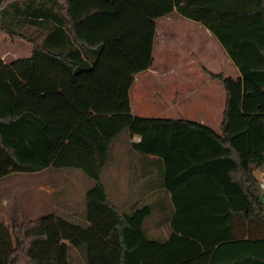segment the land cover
<instances>
[{"label": "trees", "instance_id": "trees-1", "mask_svg": "<svg viewBox=\"0 0 264 264\" xmlns=\"http://www.w3.org/2000/svg\"><path fill=\"white\" fill-rule=\"evenodd\" d=\"M174 11L239 72L208 74L225 92L219 133L131 114L156 20ZM0 33L32 46L0 59V177L77 169L95 182L85 227L54 214L24 222L16 207L13 231L0 222V264H71V250L76 264H264V0H0ZM124 132L140 138L124 154L143 181L116 206L100 180Z\"/></svg>", "mask_w": 264, "mask_h": 264}, {"label": "rangeland", "instance_id": "rangeland-1", "mask_svg": "<svg viewBox=\"0 0 264 264\" xmlns=\"http://www.w3.org/2000/svg\"><path fill=\"white\" fill-rule=\"evenodd\" d=\"M162 23H166L165 20H160L157 25L161 26ZM175 25L182 31L176 30L173 27ZM166 26L174 32L173 37L165 34L162 41L158 37L152 52V73L143 75L142 87L134 86L131 91L130 101L135 114L161 118L158 116H162V111L169 108L170 101L166 93L169 89L173 90L172 98L176 100L174 104L178 110L179 115H176L178 118L185 117L181 115L183 113L181 106L184 102L187 103L189 95L192 93L191 99L195 100L202 98L206 86H212L217 90L215 97L221 107L225 101V92L219 81H212L207 77L205 70L220 74L223 78H237L238 75L230 66L226 52H222L220 46H215L213 41H209L197 26L179 21L175 17L171 22L166 23ZM26 48H29L28 45L22 41L17 40L11 43L0 40V52L7 55V61L27 58ZM160 80L169 86H162L159 83ZM198 106V103L192 104L189 112L192 113ZM136 141L137 138L128 140L125 132L121 134L114 144L113 161L102 172L100 181L107 190L108 197L116 206L120 205V202L124 203L127 198L120 197V200L119 197H114L115 194L109 192L111 187L107 189L108 181L113 176L122 183L125 175L131 176L130 159H127L124 151H129L131 149L129 143ZM130 158L133 157L130 156ZM263 172L264 167L256 170V177L259 179ZM94 185L95 182L92 179L77 169H46L38 173L0 177V222L5 223L9 230L13 231L11 217L13 210L17 207L24 222L54 214L85 227V194ZM121 185L123 184H119L118 188L124 189L125 185ZM162 215L167 216V214ZM157 216L158 212H154L151 219ZM159 217L162 218L161 214ZM168 233L169 231H165V237ZM81 258L78 252L70 251L71 264L82 263Z\"/></svg>", "mask_w": 264, "mask_h": 264}, {"label": "crops", "instance_id": "crops-1", "mask_svg": "<svg viewBox=\"0 0 264 264\" xmlns=\"http://www.w3.org/2000/svg\"><path fill=\"white\" fill-rule=\"evenodd\" d=\"M173 17L179 19V21L187 22L188 24H192L194 26H197L198 28H200L202 30L203 35L209 41H213L214 44H215V46H220L222 48V46L217 41V39L207 29H205L201 24L183 18V17L179 16L175 11L172 12L171 14L165 16V17H162V18H159V19L156 20L155 35H154V38H153V47H154V44H156V41L158 40V37H159V39H161L160 41H162V39L164 38L165 34H168L170 37H173L174 32H172L171 30H169V27L166 26V23L171 22ZM160 20H165L166 23H162L161 26H158L157 24H158V22ZM173 27L176 30H178V31H182L181 28L178 27L177 25H175ZM213 37L215 39H211ZM0 40H1V42H11L10 40L5 39L1 33H0ZM15 42H11V43H15ZM26 45H28V47H29V48H26L27 53H28V57H29L30 54H31L32 46L29 45V44H26ZM153 47H152V52H153ZM222 52H225V50L223 48H222ZM6 57H7L6 54L0 52V59L4 63H9V62H11L13 60H16V59H13L11 61H7V58ZM228 59L230 60L229 57H228ZM228 62L230 64V66L233 68V70L235 71V73H237V75L239 77L240 76L239 75V72H238L237 68L235 67V65L233 64V62L231 60L228 61ZM151 68H152V66H151ZM151 68L148 69L147 71H144L142 73H139V74H137L135 76L134 82H133V84H132V86H131V88L129 90V100L131 99L130 95H131V91L133 90L134 86L142 87L141 77L143 75L147 74V73H152ZM170 72L172 73L173 70L170 71ZM205 73H206L207 77L210 78V80L217 81L218 82V80L211 79V77H209L208 74H212V75H220V74L210 73V72H207L206 70H205ZM159 83L162 86H169L167 83H165L162 80H160ZM172 91L173 90H170L169 89L166 92V93H168V100L170 101L169 104H168V107L169 108H167L164 111H162V116H158V117H161L160 119H171V120L181 119V120H187V121L196 122V123L205 125V126L209 127L210 129H212L215 133H219L220 132V123H221V120H222V113H223V109H224V104H222V106L220 107L219 101L215 97L217 95V90L216 89H214L212 86H206V91L202 95V98H198L196 100L195 99H191V97H192V93H191L189 95V97H188V100L186 101V99H185V101L187 103L184 102V105L181 106L182 107V111H183V113H181V115L182 116L185 115V117L183 116L182 118H178L176 116V115H179V114H177V111L178 110H176V105L174 104V102L176 100H174L172 98ZM195 103H198V105H199L198 107L199 108L198 107H196V109L194 108L195 110H193V112H192L193 114H192L191 112H189V110H191L192 104H195ZM130 108H131V114L133 116H135V117H142V118H148V117H150L151 118V116H141V114H135V112L133 111V108H132L131 101H130ZM154 117L155 116H153L152 118H154ZM214 123H216V125H214ZM135 138H137V141L134 142V143H138L140 141V138H138V137H135ZM135 138H133V139H135ZM132 143L133 142H131V144ZM138 172L141 175H143L141 171H138ZM119 178H122V177H119ZM122 179L123 180H122V183H121L119 179H115L112 176V178L108 181V185L109 186H107V189H109V187H111V190L109 189V192L110 193H114L115 194L114 197H119V198L120 197H126L127 198L129 196V192H130V189H131L130 182H133L132 188L136 192L142 186L143 179H138L137 178L136 180H134V178L132 179L131 176H126V175ZM119 184H123L121 186H124L125 185V188L124 189L123 188H118V185ZM120 200H121V198H120ZM121 204H123V203L120 202V205Z\"/></svg>", "mask_w": 264, "mask_h": 264}, {"label": "built area", "instance_id": "built-area-1", "mask_svg": "<svg viewBox=\"0 0 264 264\" xmlns=\"http://www.w3.org/2000/svg\"><path fill=\"white\" fill-rule=\"evenodd\" d=\"M260 180V187L261 189H264V172L262 173L261 177H259Z\"/></svg>", "mask_w": 264, "mask_h": 264}]
</instances>
